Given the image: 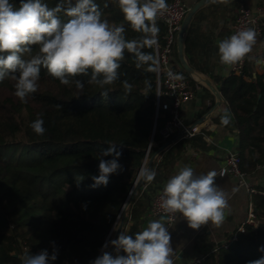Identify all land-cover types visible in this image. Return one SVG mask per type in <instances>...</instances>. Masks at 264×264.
<instances>
[{"label": "trees", "instance_id": "1", "mask_svg": "<svg viewBox=\"0 0 264 264\" xmlns=\"http://www.w3.org/2000/svg\"><path fill=\"white\" fill-rule=\"evenodd\" d=\"M172 1L167 0L168 5ZM250 1L229 0L236 14ZM44 2L51 8L59 0ZM96 2L103 18L125 24L128 39L139 35L124 22L114 3L104 8L105 0ZM10 3L18 9L21 0ZM223 5L212 0L196 11L185 33L184 54L188 64L207 75L219 89L225 108L215 121L238 133L240 167L252 172L264 165V71H256L254 61L247 58L239 74L212 71L217 65L212 60L218 54L215 39L229 33L226 22L219 20ZM157 24L159 45L163 46L166 25L160 19ZM144 51L155 55V49ZM171 54L173 65L196 90L198 83L179 61L176 43ZM119 72L120 80L107 86L110 91L106 98L101 96V89L89 85L80 95L74 85L60 84L43 68L39 89L27 103L14 95L15 81L10 77L0 82V264H21L25 249L32 254L47 250L49 255L55 249L57 259L50 264H91L111 240L149 147L151 156L165 143L160 130L170 117L166 107L156 106V72L137 69L132 54L127 52ZM124 80L133 85L130 94L125 93ZM145 80L151 85L147 95ZM203 88L206 93L197 117L208 111V100L212 105L215 102L214 94ZM57 105L62 107L58 109ZM40 113L47 129L42 136L30 127ZM225 116L228 124L222 122ZM178 142L160 160L151 162L155 179L151 184L143 180L134 193L124 222L129 235L141 230L154 194L163 187L165 171L184 150L183 140ZM109 144H116L121 152L118 162L122 170L110 175L106 186L92 187V177L99 175L100 159L113 158L100 156ZM253 203L257 225L246 224L237 239H231V235L226 242L217 243L215 250V245L208 244L199 264H249L264 258V251H260L264 247V194L255 193Z\"/></svg>", "mask_w": 264, "mask_h": 264}, {"label": "clouds", "instance_id": "2", "mask_svg": "<svg viewBox=\"0 0 264 264\" xmlns=\"http://www.w3.org/2000/svg\"><path fill=\"white\" fill-rule=\"evenodd\" d=\"M109 2L119 8L124 22L139 34L137 37L128 39L124 23H110L103 18L96 0H75L74 4L73 0H59L51 8L44 0H21L18 9L10 0H0V82L10 77L15 81L14 95L27 103L28 97L39 89L42 68L60 84L74 85L80 95L89 85L101 89L100 94L105 98L110 91L107 86L120 80L119 69L126 52L132 54L137 69L158 72L157 56L144 49H156L159 45L157 21L169 11L167 0H105L103 7L108 8ZM213 2L226 4L229 0ZM62 16L68 19L63 20ZM256 37L255 29L247 27L218 41L220 64L230 67L246 58L252 60L249 54L256 45ZM122 84L125 93L130 94L133 85L128 80ZM144 84V95H147L151 85L148 80ZM42 117L43 113L38 114L30 124L41 136L47 131ZM222 122L228 124V117ZM109 145L100 156L113 158L100 159L99 175L92 177V187L106 186L110 175L122 170L118 162L121 152L117 151L116 144ZM218 175L223 176L224 172L211 170L198 175L193 167H181L162 188L159 196L162 217L149 220L134 235L125 230L120 232L117 239L103 245L102 254L91 264H174L175 252L166 225H171L177 214L193 230L209 222L219 228L225 221L228 194L215 184ZM139 176L151 184L156 171L142 168ZM109 244L114 247L115 256L106 250ZM56 259L55 249L51 255L47 250L32 254L25 249L20 257L21 264H50ZM249 264H264V258Z\"/></svg>", "mask_w": 264, "mask_h": 264}, {"label": "crops", "instance_id": "3", "mask_svg": "<svg viewBox=\"0 0 264 264\" xmlns=\"http://www.w3.org/2000/svg\"><path fill=\"white\" fill-rule=\"evenodd\" d=\"M187 1L189 2V0H185L188 5ZM262 3L264 4V2ZM230 35L231 32L227 36H217L215 44ZM256 40V45L249 55L253 57L254 68L258 71L256 66L260 57L264 54V43L257 37ZM212 60L214 62L219 61L218 54L213 55ZM216 63L218 64L212 69L213 72L229 74L231 66H223L220 62ZM197 83L194 98L184 103L181 109L184 121L192 124L197 133L191 139H183L184 150L172 161L169 168L165 171L163 186L171 175L175 174L185 165L193 167L195 173L198 175L202 173L206 174L211 170L220 172L227 153L239 150L238 133L215 121V117L220 110L225 108L224 102H222L218 109L212 111L215 102L212 105V102L208 100V111L200 117L196 116L206 93L203 86L209 89L200 81H197ZM193 140L194 143L192 144ZM245 174L246 183L241 182L238 177L231 174L224 177L218 175L215 178V184L224 189L228 194V208L226 209L225 221L219 228L212 227L211 222H209L202 225L198 230H193L188 226L187 221L182 218V215L178 214L176 222L168 228L171 234V247L175 252L174 264H193L196 258L204 255L208 244L215 245L213 247V250H215L217 243L226 242L229 240V236L237 232L238 227L247 218L249 205L253 203V195L264 189V165L258 166L255 171L245 172ZM161 217L148 215L142 227H146L149 220ZM115 234L111 240H113ZM111 254L116 255L115 249Z\"/></svg>", "mask_w": 264, "mask_h": 264}, {"label": "built area", "instance_id": "4", "mask_svg": "<svg viewBox=\"0 0 264 264\" xmlns=\"http://www.w3.org/2000/svg\"><path fill=\"white\" fill-rule=\"evenodd\" d=\"M189 9L190 7L185 0H173L169 4V11L159 18L166 25V34L165 44L163 46L158 45L155 49V55L159 60V70L156 72V106L158 109L160 105H162L166 107L170 113V117L165 121L164 126L160 130L162 138L165 143L172 138L175 140L172 143H168L161 147L153 157V160L157 161L161 159L162 154L173 144L183 139H191L197 133L195 127L192 124L186 123L181 114L182 106L184 103L194 98L195 90L192 88V85L185 74L173 65V55L171 54L173 45L175 43L177 44V38L182 28L183 20ZM247 27L254 28L257 33V38L264 43V6L255 8L242 6L239 8L232 24L231 35L236 31ZM243 65L244 61L235 66H231V71L239 74L243 69ZM256 68L259 72L264 71V54L260 57ZM149 152L150 147L147 151L143 168L147 166L149 159L152 157ZM240 163L241 159L238 151H229L225 157L223 166L220 168V172H224L223 177L231 174L238 177L241 182L246 183V174L242 171ZM162 188L157 190L152 198L148 213L150 216L163 215L159 200ZM258 193L264 194V189L260 190ZM176 220L171 225H166V227H171ZM168 222L171 223V221ZM246 224L257 225L254 203L249 205L246 220L238 227L237 232L232 235L231 239H237L238 233L245 232ZM201 260L202 256L196 258L193 264H199Z\"/></svg>", "mask_w": 264, "mask_h": 264}, {"label": "water", "instance_id": "5", "mask_svg": "<svg viewBox=\"0 0 264 264\" xmlns=\"http://www.w3.org/2000/svg\"><path fill=\"white\" fill-rule=\"evenodd\" d=\"M211 1H212V0H199V1H197L195 4H193L192 7H190V9H189V11H188L186 17H185L184 20H183V25H182V28H181V30H180V32H179L178 38H177V48H178L179 59H180V62H181V64H182L183 68H184V69H185V70H186V71H187L192 77H194L197 81H200V80L198 79V77H201V79H202L204 85H206V86H207V87L213 92V94L215 95V97H216V101H215V105H214V107L212 108V111H214V110L218 109V108L220 107V105L222 104V102H223V97H222V95H221L219 89H218L217 86L211 81V79H210L209 77H207L206 75H203V74L197 72L195 69H193V68L188 64V62H187V60H186V57H185V54H184V38H185V33H186V31H187V28H188V26H189V23H190L192 17L194 16V14L196 13V11H197L199 8H201L202 6H204V5L208 4V3H210ZM202 81H200V82H202ZM174 140H175V139L172 138V139H170L169 141H167L164 145H166V144H168V143H172ZM164 145H163V146H164ZM160 149H161V148H159V149H158V150L152 155V157H151V158L149 159V161H148L147 166L144 167V168H150V164H151V162H152V160H153V157L156 155V153H157ZM142 168H143V167H142ZM142 181H143V180H142V179L140 178V176H139L124 206H128V205L130 204L131 199H132L134 193L137 191V188H138L139 184H140ZM122 210H123V209H122ZM120 215H121V216H120ZM120 215H119V217H120V222H119V225H118V228H117V231H116V234H115L113 240H114V239H117L118 236H119V234H120V232H122L123 229H124V222H125V218H126V216H125V213H122V211H121ZM118 219H119V218H118ZM116 223H117V222H116ZM106 250H107L108 252L112 253L113 250H114V247L111 246V244H110V246H109Z\"/></svg>", "mask_w": 264, "mask_h": 264}, {"label": "rangeland", "instance_id": "6", "mask_svg": "<svg viewBox=\"0 0 264 264\" xmlns=\"http://www.w3.org/2000/svg\"><path fill=\"white\" fill-rule=\"evenodd\" d=\"M198 0H189V2H188V5L190 6V7H192L193 6V4H194V2H197ZM248 5L250 6V7H253V8H255V7H260V6H264V4L260 1V0H253V1H250V2H248ZM226 7L227 9H225V8H223V7ZM236 15V8H234V6L230 3V2H228V3H224V5L223 6H221L220 7V9H219V20L220 21H223V22H226V25H227V28H228V30H229V33L231 32V24H233V22H234V19H235V16ZM227 36V35H226ZM216 62H219V61H216ZM216 64H218V63H216ZM197 71V70H196ZM197 72H199V73H201V74H203V75H205L204 73H202V72H200V71H197ZM207 76V75H206ZM208 77V76H207ZM202 84H204L203 82H201ZM128 207H129V205L126 207V210H125V216H126V212H127V210H128ZM119 219H120V217H119ZM117 220V223H116V226H115V228H114V233H113V235L116 233V231H117V228H118V225H119V222H120V220ZM113 235H112V237H113Z\"/></svg>", "mask_w": 264, "mask_h": 264}, {"label": "bare ground", "instance_id": "7", "mask_svg": "<svg viewBox=\"0 0 264 264\" xmlns=\"http://www.w3.org/2000/svg\"><path fill=\"white\" fill-rule=\"evenodd\" d=\"M198 79H199L200 81H202L201 77H198ZM202 82H203V81H202ZM126 207H127V206H124V207H123L122 213H125ZM120 216H121V215H120ZM119 220H120V219H119Z\"/></svg>", "mask_w": 264, "mask_h": 264}]
</instances>
